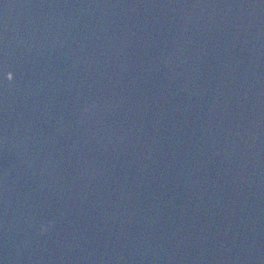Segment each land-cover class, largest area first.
<instances>
[{"label": "clouds", "instance_id": "9594fccd", "mask_svg": "<svg viewBox=\"0 0 264 264\" xmlns=\"http://www.w3.org/2000/svg\"><path fill=\"white\" fill-rule=\"evenodd\" d=\"M12 78V74L11 73H9V79H11Z\"/></svg>", "mask_w": 264, "mask_h": 264}]
</instances>
